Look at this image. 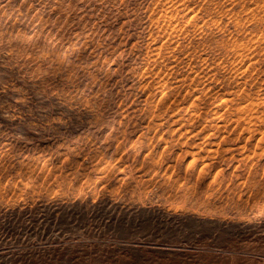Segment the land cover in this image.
Here are the masks:
<instances>
[{
    "label": "rangeland",
    "instance_id": "374dc122",
    "mask_svg": "<svg viewBox=\"0 0 264 264\" xmlns=\"http://www.w3.org/2000/svg\"><path fill=\"white\" fill-rule=\"evenodd\" d=\"M0 264H264V0H0Z\"/></svg>",
    "mask_w": 264,
    "mask_h": 264
},
{
    "label": "bare ground",
    "instance_id": "6f19581e",
    "mask_svg": "<svg viewBox=\"0 0 264 264\" xmlns=\"http://www.w3.org/2000/svg\"><path fill=\"white\" fill-rule=\"evenodd\" d=\"M64 50L61 52V55L62 56H67V51L65 50L66 48H63ZM69 49V48H68ZM249 101V100H248ZM247 101V102H248ZM250 102L252 103L253 101H251V99H250ZM254 103V102H253ZM253 103H252V106H253ZM255 104V103H254ZM247 106H249V105H247ZM246 105H245V108L247 107ZM250 106H251V104H250ZM237 107V106H236ZM239 107V106H238ZM238 107H237V110H238ZM240 107H242V105L240 106ZM249 108V107H248ZM252 109V108H251ZM245 110V109H244ZM246 110H247V108H246ZM249 110V109H248ZM247 110V111H248ZM257 110H258V108H257ZM257 110H255V111H257ZM240 111V110H239ZM236 113V112H235ZM249 113V112H248ZM247 113V114H248ZM251 113V112H250ZM250 115V114H249ZM248 115V116H249ZM245 116V115H244ZM262 116V115H261ZM243 117V116H242ZM250 117H251V115H250ZM246 118V117H245ZM245 118H243V119H245ZM249 118V117H248ZM241 121H243L242 119L240 120V123H241ZM248 129H250V127L248 128ZM251 130V129H250ZM252 132V131H251ZM253 134V133H252Z\"/></svg>",
    "mask_w": 264,
    "mask_h": 264
}]
</instances>
